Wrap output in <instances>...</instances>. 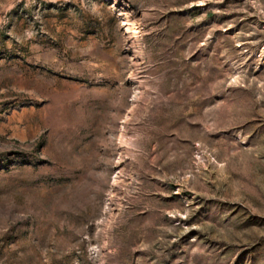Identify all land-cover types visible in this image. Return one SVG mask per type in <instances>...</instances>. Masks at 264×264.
Here are the masks:
<instances>
[{
  "label": "rangeland",
  "instance_id": "rangeland-1",
  "mask_svg": "<svg viewBox=\"0 0 264 264\" xmlns=\"http://www.w3.org/2000/svg\"><path fill=\"white\" fill-rule=\"evenodd\" d=\"M0 264H264V0H0Z\"/></svg>",
  "mask_w": 264,
  "mask_h": 264
}]
</instances>
